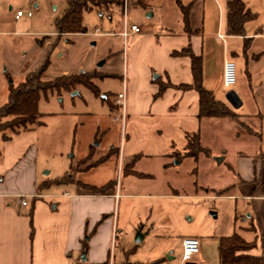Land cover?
<instances>
[{"label": "rangeland", "instance_id": "1", "mask_svg": "<svg viewBox=\"0 0 264 264\" xmlns=\"http://www.w3.org/2000/svg\"><path fill=\"white\" fill-rule=\"evenodd\" d=\"M181 1L187 4L191 0ZM248 1L253 6L252 11L259 13L247 26L255 33L264 25V0ZM67 6L68 0H0V29L8 32L4 39L13 58L8 84H19L27 76L26 72L39 69L47 59L50 63L43 75L45 80L94 69L114 73L93 79L100 95L84 85L61 93L42 94L39 111L43 123L37 125L39 168L50 180L66 173H72L76 180L54 184L50 191L69 185L80 190L89 185L135 194L123 195L121 203L115 205L114 214L119 217L115 264H185L182 239L191 235L200 239L201 253L188 262L220 264L221 236L234 232L250 236L243 231L248 224L245 220L250 212L248 202L232 188L238 176L230 168L238 150L249 146L246 128L233 122L223 125L231 122L228 119H209L212 126L205 127L202 143L209 151L202 153L199 159L187 156L185 149L179 150L181 155H140L132 162L135 174L128 173L127 160L123 163V152L122 155L119 152L124 148L122 139L129 129L124 130L121 121L115 119L120 109L110 105L123 91V48L126 49L131 39L125 43L120 36L124 11L121 7L87 11L83 21L87 32L63 35L59 39L55 20ZM225 7L226 0H198L193 21L202 18L205 10L211 26L220 15V8L225 10ZM19 9L26 15L16 20ZM28 11H32L33 16H27ZM154 20L142 7L129 4V26L139 23L147 30L156 25ZM255 41L264 47V38ZM221 43L217 47L222 51L224 43ZM230 46L242 50L244 41L232 39ZM233 59L237 62L240 57ZM102 61L105 63L100 66ZM237 75L238 83L233 88L246 83L240 67ZM245 91L250 90L246 87ZM216 94L219 98V93ZM106 96L108 98H103ZM251 105L254 106L253 102ZM241 120L253 130L259 128L253 119ZM141 125L143 134L149 136L154 133L158 136L156 131L161 130L155 121ZM139 144L142 146L143 142ZM218 158L225 159L219 163ZM138 235H145L143 241L135 240Z\"/></svg>", "mask_w": 264, "mask_h": 264}, {"label": "crops", "instance_id": "2", "mask_svg": "<svg viewBox=\"0 0 264 264\" xmlns=\"http://www.w3.org/2000/svg\"><path fill=\"white\" fill-rule=\"evenodd\" d=\"M243 1L252 11L253 6L249 1ZM197 2L128 0V6L132 3L149 12V17L155 18L156 25L145 30L143 25L133 23L140 25L142 31L132 32L127 23L128 8L126 16L124 10L125 22L120 36L125 43L128 38L131 39L126 49L123 48L122 61V92L126 93L127 111L129 108L128 126L127 118L121 123L124 130L128 127L129 133L127 131L123 137L124 148L119 153L122 155L123 152V163L127 160L128 173L134 175L132 162L140 155H181L180 149H185L187 155L188 134L199 133L202 147L209 151L202 143L204 129L207 125L212 126L209 119L213 118L199 117V93L186 88L194 79L192 59L180 52L190 48L194 54L202 57L204 87L212 91L216 98V92L219 93L217 99L237 113L242 123L246 122L241 119H253L259 126L257 130L245 131L249 146L238 150L230 168L238 176L232 188L241 193L250 210L245 219L248 224L243 227V231L250 233V236L240 235L246 241L256 243V247L248 253L261 255L264 253V159L258 156L264 151V47L255 43V39L264 38V25L258 27L255 33L249 30V22L259 16L258 12L252 11L257 18L245 22L242 33L230 32L229 0H226L225 10L220 8V15L211 26L205 10L202 18L194 22ZM21 18L15 17L16 20ZM125 24L129 32L127 38L122 35ZM7 34V31L0 29V106L7 101L12 83L8 84L7 81L13 60L4 39ZM63 35L59 34V39ZM232 39L244 41L242 50L230 46ZM221 42L224 43L222 51L217 47ZM233 57H240V60L236 62ZM227 60L234 61L237 70L240 67L241 75L246 79L244 85L233 88L237 80L231 89L225 87L224 65ZM36 70L38 68L32 71ZM32 71L26 72V75ZM93 71L104 76L114 74L96 69L87 72ZM162 86L165 89L158 95ZM246 87L249 92L245 91ZM230 90L238 97V107L232 106L226 99L225 95ZM110 105L113 108L114 101ZM228 120L231 122L223 125L232 122L238 124ZM147 121L158 123V130L161 129L156 131L159 132L158 136L156 133L153 136L143 134L141 123ZM39 141L37 126L13 134L7 141L0 134V264H115L119 238V217H115V205L121 203L123 195L129 197L135 194H123L121 189L114 191L109 188L104 193H93L86 188L76 190L70 185L62 190L50 191L52 185L61 184L59 179L63 176L50 180L42 173L38 164ZM141 142L142 146L139 144ZM22 197L28 201L27 205L20 202ZM141 237L140 241L135 240L141 242L145 235ZM85 244L87 250L84 251ZM82 253H86V260H80Z\"/></svg>", "mask_w": 264, "mask_h": 264}, {"label": "trees", "instance_id": "3", "mask_svg": "<svg viewBox=\"0 0 264 264\" xmlns=\"http://www.w3.org/2000/svg\"><path fill=\"white\" fill-rule=\"evenodd\" d=\"M114 7H121L124 11L125 0H68V6L62 16L56 18L55 26L60 35L71 33H85L87 27L84 25V13L94 9L110 11ZM228 25L232 33L240 34L243 32L244 23L257 18V14L246 7L243 0H229L228 2ZM188 23V13H185ZM180 53L188 54L192 59L193 83L186 85L188 89H195L199 93L200 118H220L236 121L240 126L245 127L249 132L252 128L247 123H242L239 115L229 106L218 100L214 93L206 89L202 79V57L194 54L190 48ZM47 59L36 71L27 74L25 79L19 84H10L7 101L0 106V134L4 141L11 138L13 134L34 129L41 125L42 114L39 111V102L42 94L49 91L61 93L63 90H71L78 85L90 88L96 95H100V90L93 82L94 78L103 77L99 72H81L74 75H61L56 78L45 80L43 75L49 66ZM165 86L160 88L158 95H161ZM108 98V96H106ZM188 156L198 159L199 156L207 152L201 145L199 133L187 135ZM259 159H264L262 151ZM76 181L72 173H66L59 182ZM86 189L93 193H104L108 186H89ZM224 191H221L223 194ZM256 247L255 242L246 241L239 233L234 232L228 236L219 238V258L220 264H264V253L253 255L248 253ZM87 244L84 245V251ZM108 264V263H102Z\"/></svg>", "mask_w": 264, "mask_h": 264}, {"label": "built area", "instance_id": "4", "mask_svg": "<svg viewBox=\"0 0 264 264\" xmlns=\"http://www.w3.org/2000/svg\"><path fill=\"white\" fill-rule=\"evenodd\" d=\"M127 8H128V0H125V8H124L125 16L127 14ZM24 15H25V12L23 10L19 9L17 11L15 17L17 19H19ZM27 15L31 17L33 15V12L28 11ZM129 29H130V31L135 32V33H140L142 31L141 26L138 24H132L129 27ZM122 35L125 38H127L129 36L127 24H125V30L122 32ZM220 37H222V35ZM237 74H238V70H237L236 63L232 60H227L225 62V65H224V85L226 88L231 89L236 84ZM114 104L117 107V109H120L119 110L120 112L116 111L117 116L115 119L117 121L125 122V120L127 118V103H126L125 91L120 92L117 95V97L114 101ZM20 202L23 205L28 204V201L25 199V197H22ZM182 245H183L182 260L184 263L192 260L193 256H195L196 254H199L201 251V241L198 237H195V236H188V237L183 238Z\"/></svg>", "mask_w": 264, "mask_h": 264}, {"label": "water", "instance_id": "5", "mask_svg": "<svg viewBox=\"0 0 264 264\" xmlns=\"http://www.w3.org/2000/svg\"><path fill=\"white\" fill-rule=\"evenodd\" d=\"M95 44V43H93ZM103 63V61H102ZM100 63V65L102 64ZM226 99L228 100V102L234 106V107H238L239 106V103H238V97L236 95V93L232 90L228 91V93L226 94ZM222 161V158L219 159L218 158V162L220 163ZM214 215L216 216L217 214L214 213ZM142 239L141 235H139V237L137 238V241H140ZM87 256H86V253L83 254V260H86ZM186 264H194V263H191V262H187Z\"/></svg>", "mask_w": 264, "mask_h": 264}]
</instances>
